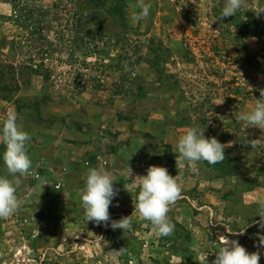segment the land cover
Instances as JSON below:
<instances>
[{"label":"rangeland","instance_id":"rangeland-1","mask_svg":"<svg viewBox=\"0 0 264 264\" xmlns=\"http://www.w3.org/2000/svg\"><path fill=\"white\" fill-rule=\"evenodd\" d=\"M145 2L147 19L133 25L136 0H0V127L19 114L34 173L20 178L18 211L0 218V264H212L221 235L264 264V147L247 144H264V132L236 119L264 88V0L223 19L225 0ZM193 126L226 145L223 162L177 167L178 139ZM152 165L183 189L172 235L139 214L124 232L87 222L89 167L114 177L119 220Z\"/></svg>","mask_w":264,"mask_h":264},{"label":"clouds","instance_id":"clouds-1","mask_svg":"<svg viewBox=\"0 0 264 264\" xmlns=\"http://www.w3.org/2000/svg\"><path fill=\"white\" fill-rule=\"evenodd\" d=\"M243 4L244 0H225L220 19L235 16ZM136 8L138 11L132 12L129 17L133 25L147 19L151 5L145 0H136ZM261 13H264V8H261L257 15ZM124 70L135 75L127 62L124 64ZM259 91L261 98L256 99L252 109L236 114V119L264 132V88ZM19 119V114L10 109L0 127V143L5 147L3 161L8 173V176H0V218H7L18 211L20 200L17 189L21 183L20 178L34 174L31 172L32 160L28 154L31 136L20 127ZM204 131L205 128L188 127L180 136L177 142V167L181 163L195 165L206 162L215 165L225 160L226 145L220 143L215 137L206 138ZM247 144H250L251 148L264 147L261 138L248 140ZM136 179L139 191L133 201V214L119 220H111L109 207L118 194V189L114 188L115 179L103 167H89L81 194L83 214L87 222L91 221L97 225L103 223L105 226H108L110 222L113 230L119 228L124 232L131 229L132 217L139 214L144 220L150 222L157 236L172 235L175 226L170 222L168 213L183 198V189L176 176H171L166 167L152 165L147 168L146 175L137 176ZM257 205L256 216L261 218L258 223L261 228H264V200H259ZM222 224L230 235L243 234L244 229L237 231L228 224ZM257 246L264 247V235H259ZM259 261V252L249 253L237 240L221 235L212 264H259ZM206 264H208L207 261Z\"/></svg>","mask_w":264,"mask_h":264}]
</instances>
